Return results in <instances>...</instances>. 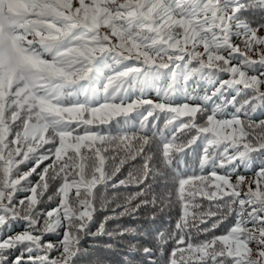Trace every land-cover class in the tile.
<instances>
[{"label": "snow or ice", "instance_id": "6c2138e0", "mask_svg": "<svg viewBox=\"0 0 264 264\" xmlns=\"http://www.w3.org/2000/svg\"><path fill=\"white\" fill-rule=\"evenodd\" d=\"M149 210L155 247L124 223ZM105 237L264 264V0H0V264Z\"/></svg>", "mask_w": 264, "mask_h": 264}, {"label": "trees", "instance_id": "16d2710c", "mask_svg": "<svg viewBox=\"0 0 264 264\" xmlns=\"http://www.w3.org/2000/svg\"><path fill=\"white\" fill-rule=\"evenodd\" d=\"M203 85H201L200 93L203 94ZM154 96V94H153ZM260 117L261 113H257ZM191 160V158H189ZM261 160L258 158L256 164L259 165ZM154 210H149L144 215L140 217L138 221H128L125 224H131L132 226H138L145 232H148L153 239H143L144 244H150L155 247L154 237L158 232H171L175 224L176 212H164L155 211L156 219H150V215ZM20 230V226H17V231ZM54 240L55 237H52ZM108 243L113 244V247H107ZM85 247L89 250L93 260L99 259L103 264H127V261L131 259L133 264H141L143 257L139 253H129L127 251L126 245L122 243H117L116 241H109L106 237L98 240L89 239L85 243ZM171 244L167 245L170 249Z\"/></svg>", "mask_w": 264, "mask_h": 264}]
</instances>
